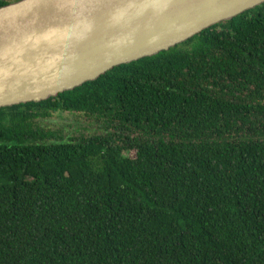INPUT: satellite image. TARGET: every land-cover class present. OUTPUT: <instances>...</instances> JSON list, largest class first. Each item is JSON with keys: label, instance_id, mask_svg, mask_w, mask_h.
<instances>
[{"label": "trees", "instance_id": "1", "mask_svg": "<svg viewBox=\"0 0 264 264\" xmlns=\"http://www.w3.org/2000/svg\"><path fill=\"white\" fill-rule=\"evenodd\" d=\"M0 264H264V3L0 108Z\"/></svg>", "mask_w": 264, "mask_h": 264}, {"label": "water", "instance_id": "2", "mask_svg": "<svg viewBox=\"0 0 264 264\" xmlns=\"http://www.w3.org/2000/svg\"><path fill=\"white\" fill-rule=\"evenodd\" d=\"M264 0H14L0 6V108L40 102Z\"/></svg>", "mask_w": 264, "mask_h": 264}, {"label": "rangeland", "instance_id": "3", "mask_svg": "<svg viewBox=\"0 0 264 264\" xmlns=\"http://www.w3.org/2000/svg\"><path fill=\"white\" fill-rule=\"evenodd\" d=\"M14 1V0H12ZM96 120L90 119L81 115H68L65 112L62 113H54L50 117H46L43 120L42 125L44 127L52 128L56 127L60 132V135H66V130H70L68 132V136H79L80 134H88L93 131L98 132V127L100 125L97 124ZM61 128V129H60ZM134 152H129V155H133Z\"/></svg>", "mask_w": 264, "mask_h": 264}]
</instances>
